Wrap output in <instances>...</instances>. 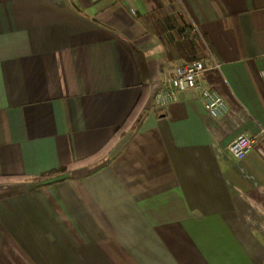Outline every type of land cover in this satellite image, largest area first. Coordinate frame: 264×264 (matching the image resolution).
<instances>
[{"label":"crops","instance_id":"obj_1","mask_svg":"<svg viewBox=\"0 0 264 264\" xmlns=\"http://www.w3.org/2000/svg\"><path fill=\"white\" fill-rule=\"evenodd\" d=\"M170 3L225 115L155 102ZM0 264H264V0H0Z\"/></svg>","mask_w":264,"mask_h":264},{"label":"built area","instance_id":"obj_2","mask_svg":"<svg viewBox=\"0 0 264 264\" xmlns=\"http://www.w3.org/2000/svg\"><path fill=\"white\" fill-rule=\"evenodd\" d=\"M190 34L199 36L196 27L192 25ZM207 54L209 51H207ZM208 58V57H207ZM199 59L193 61H180L172 69H166L160 79V88L154 99L157 104H165L175 98L177 91L196 89L199 91L204 107L212 117H220L227 113L224 99L214 90L202 84L205 70L217 63L212 59ZM255 134H240L227 145L228 152L236 159L243 158L256 142Z\"/></svg>","mask_w":264,"mask_h":264},{"label":"trees","instance_id":"obj_3","mask_svg":"<svg viewBox=\"0 0 264 264\" xmlns=\"http://www.w3.org/2000/svg\"><path fill=\"white\" fill-rule=\"evenodd\" d=\"M173 4L170 3L168 11H160L151 14L149 21L154 23L153 32L162 41L166 57L170 61L182 59L183 61H193L205 58V46L195 35L190 34L191 24H187L180 13L174 11ZM133 115V111L126 117L124 122L118 127L123 129ZM117 131V130H116ZM65 170V169H62ZM60 170V172L62 171Z\"/></svg>","mask_w":264,"mask_h":264}]
</instances>
